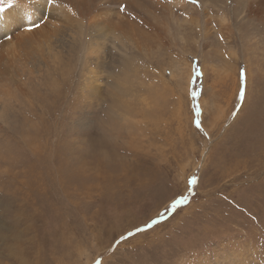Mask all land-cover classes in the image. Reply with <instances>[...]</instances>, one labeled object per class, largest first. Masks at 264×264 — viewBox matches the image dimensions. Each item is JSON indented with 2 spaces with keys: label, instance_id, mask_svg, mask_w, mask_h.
Wrapping results in <instances>:
<instances>
[{
  "label": "rangeland",
  "instance_id": "rangeland-1",
  "mask_svg": "<svg viewBox=\"0 0 264 264\" xmlns=\"http://www.w3.org/2000/svg\"><path fill=\"white\" fill-rule=\"evenodd\" d=\"M45 1L4 11L0 264H264V0H165L148 51Z\"/></svg>",
  "mask_w": 264,
  "mask_h": 264
},
{
  "label": "bare ground",
  "instance_id": "bare-ground-1",
  "mask_svg": "<svg viewBox=\"0 0 264 264\" xmlns=\"http://www.w3.org/2000/svg\"><path fill=\"white\" fill-rule=\"evenodd\" d=\"M21 1H24V3L26 4L25 6L28 9L27 12L25 11V13H24L25 18L31 16V20L32 19L34 20V18L36 19V14L38 12H41V9L43 8L41 4H38L40 2L37 3L36 1H42V0H21ZM166 2H165V0H53L52 6H54V5L57 6V10L61 13L62 18L67 20V22H69L71 25H73V27L78 26L77 30L79 31L80 35H83V36L89 35V34L91 35V33H99V35H101V33H103V32L107 33V27H109L114 36L117 35V37H119L118 34L120 36H123V38L127 39L126 43L130 44L131 47L134 46V49H136L138 51H140V50L148 51V50H150L149 45L152 44V43L149 44L150 39L148 38L145 41H141V39L145 36L149 37L150 35H148L147 33L140 34L139 31L146 29L147 32L151 33L149 28H151V29L152 28H158L159 29V27L162 28V26H165V24H167L166 23L167 22V8L165 6ZM118 6H124V9L127 11L128 15L126 14L124 17L120 16L118 11L116 12L114 10L115 7H118ZM17 8L20 11V7H17ZM107 9H109V14H111V13L113 14L112 20L106 19L105 12ZM23 11H24V9H23ZM49 11H52V10H49ZM42 13L44 15H46L49 18V20H51V21H55V20L59 19V16L54 15V13H49L46 11L42 12ZM9 14H11V12H5V13L3 12L2 14H0V17L3 18V26H0V40L3 37L1 35L2 31L3 32L6 31L7 33H9V27H8L9 24H7V21L5 20L6 16H8ZM37 15H39V14H37ZM129 16L131 18H129ZM42 19H44V18H42ZM46 20H48V19H46ZM89 28H91L92 30H90ZM23 29L27 32V30L25 28H23ZM160 31H162V29ZM157 32L158 31H156V33ZM33 33L34 32H32V34ZM26 34H29V33H26ZM134 35H137L138 37L135 38ZM157 35H159V33H157ZM151 36L153 37V35H151ZM29 37H27V38H29ZM19 38H21V36ZM31 38H33V37L31 36ZM95 39H96V37H95ZM152 39H154V38H152ZM158 39H159V37H158ZM83 41H86V40H83ZM84 43L82 44V47L84 46ZM88 43H89V41H88ZM157 43H158V41H157ZM3 44H4V47L6 46L7 49L8 48L12 49L13 48L12 45L14 43L11 42V40H7L5 37ZM51 45H52V43H51ZM85 45H86V43H85ZM1 46L2 45L0 43V47ZM25 47H26V45H25ZM52 47H53V45H52ZM45 48L47 50L53 49V48H51L49 43L48 44L46 43ZM87 48H89L87 50L95 51V49H97V50L100 49V46L97 44L89 43ZM120 67H121V74L125 77L126 74L128 73L129 68L132 67L131 60H128V61L125 60L124 62L121 63ZM23 72H24V70H23ZM171 77H173V76H171ZM114 93H115V91H114ZM107 110H108L107 114L105 115L106 121L114 120L113 110H111V109H107ZM110 111H112V112L110 113ZM219 112L222 113L221 111H219ZM111 125H112V123H111ZM111 128H112V126H111ZM104 135L105 134H103V136ZM100 136H102V135H100ZM103 136L101 138L104 139L105 136L104 137ZM107 138H109V135L107 136ZM18 195H19V193H18ZM12 198L15 202L20 200V199L18 200V196L16 195V193H14V196ZM18 203H20V202H18ZM19 207H18V209H19ZM20 216H22V215H20Z\"/></svg>",
  "mask_w": 264,
  "mask_h": 264
},
{
  "label": "snow or ice",
  "instance_id": "snow-or-ice-1",
  "mask_svg": "<svg viewBox=\"0 0 264 264\" xmlns=\"http://www.w3.org/2000/svg\"><path fill=\"white\" fill-rule=\"evenodd\" d=\"M46 2L48 4H51L52 3V0H46ZM191 2L193 4H198V0H191ZM18 5V6H21V0H0V13H3L5 11L6 8L8 7H12L13 5ZM121 11H124V6H121ZM26 19H31V17H26ZM0 26H3V18L0 17ZM36 25L33 23V24H30L28 26V28L26 30L28 31H31L33 27H35ZM221 39H223V37H221ZM193 72H194V75L195 76H200L202 75V72H200V70L197 68H194L193 69ZM240 76L241 78L243 79L244 76H245V72L243 70H241V73H240ZM191 95L193 96V98L196 97L197 93L195 91H193L191 93ZM197 113L199 114V109H197ZM196 128L197 129H200L201 131H203V129L201 128V122L199 120L196 121ZM205 135H207V133H205ZM197 183V177L195 176H192L189 180H188V184L189 185H195ZM191 190V189H190ZM188 202V197H182L181 199L179 200H176L173 202V204L171 205V208H170V211L171 210H174L177 206L181 205V204H185ZM161 219H163V214H161ZM156 223H159V220H153L151 222V224H149L147 227H151L153 224H156ZM140 231H144V229H137V232H140ZM129 236L133 235V233H129L128 234ZM121 239H125V237H121ZM95 264H101V261L100 260H96L95 261Z\"/></svg>",
  "mask_w": 264,
  "mask_h": 264
}]
</instances>
